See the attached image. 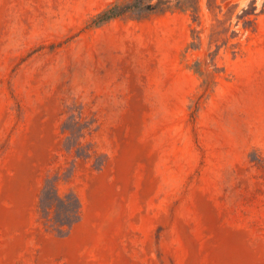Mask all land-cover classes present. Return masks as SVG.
Listing matches in <instances>:
<instances>
[{"label":"rangeland","instance_id":"1","mask_svg":"<svg viewBox=\"0 0 264 264\" xmlns=\"http://www.w3.org/2000/svg\"><path fill=\"white\" fill-rule=\"evenodd\" d=\"M132 1L0 0V264H264V0Z\"/></svg>","mask_w":264,"mask_h":264},{"label":"trees","instance_id":"2","mask_svg":"<svg viewBox=\"0 0 264 264\" xmlns=\"http://www.w3.org/2000/svg\"><path fill=\"white\" fill-rule=\"evenodd\" d=\"M164 13L169 11H195L189 0H133L126 4L110 5L93 20L94 25L103 24L128 12ZM71 152V148L68 149ZM78 153V151H76ZM79 157V154H78ZM59 176L47 179L39 196L38 209L40 221L47 232L65 235L81 217L82 206L78 198L68 193L59 195L56 182Z\"/></svg>","mask_w":264,"mask_h":264}]
</instances>
